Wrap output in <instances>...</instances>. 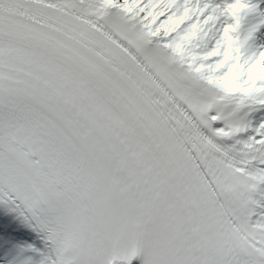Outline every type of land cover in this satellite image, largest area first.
Segmentation results:
<instances>
[{
  "label": "snow or ice",
  "instance_id": "snow-or-ice-1",
  "mask_svg": "<svg viewBox=\"0 0 264 264\" xmlns=\"http://www.w3.org/2000/svg\"><path fill=\"white\" fill-rule=\"evenodd\" d=\"M0 264H264V0H0Z\"/></svg>",
  "mask_w": 264,
  "mask_h": 264
}]
</instances>
